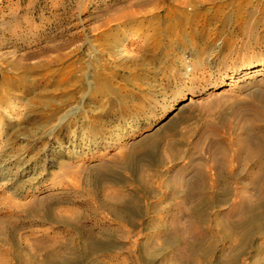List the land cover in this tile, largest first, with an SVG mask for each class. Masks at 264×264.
<instances>
[{"label": "rangeland", "instance_id": "374dc122", "mask_svg": "<svg viewBox=\"0 0 264 264\" xmlns=\"http://www.w3.org/2000/svg\"><path fill=\"white\" fill-rule=\"evenodd\" d=\"M262 63L264 0H0V264H264Z\"/></svg>", "mask_w": 264, "mask_h": 264}, {"label": "bare ground", "instance_id": "6f19581e", "mask_svg": "<svg viewBox=\"0 0 264 264\" xmlns=\"http://www.w3.org/2000/svg\"><path fill=\"white\" fill-rule=\"evenodd\" d=\"M264 63L260 65V69L255 67L246 68L241 70V77L237 78L236 81L241 84L239 85L240 89L243 90V87L246 89L250 98H255L252 96V92L254 90L252 88H248V86L252 85L256 81H261L264 76ZM263 71V72H262ZM262 76L259 80L257 78ZM257 102L258 106H264V98L254 99ZM192 102V99L190 100ZM264 133H258L256 137L253 139V136H247L243 143L239 145V153H242L243 156L249 158V160L255 161L258 163L259 168L263 169L262 165L264 164ZM16 171H12L7 165H5V160L3 159L0 162V182L1 185H12L15 181L18 180L22 175H16ZM52 190L50 185L39 190V194H44Z\"/></svg>", "mask_w": 264, "mask_h": 264}]
</instances>
